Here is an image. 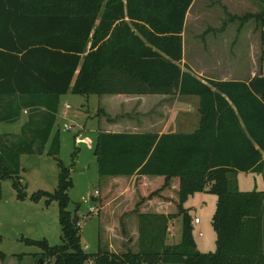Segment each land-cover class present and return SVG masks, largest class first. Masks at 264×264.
Segmentation results:
<instances>
[{
  "label": "trees",
  "instance_id": "16d2710c",
  "mask_svg": "<svg viewBox=\"0 0 264 264\" xmlns=\"http://www.w3.org/2000/svg\"><path fill=\"white\" fill-rule=\"evenodd\" d=\"M192 1L0 0V122L16 121L23 107L47 110L34 111L11 138L0 134V198L5 178L12 180L19 200L27 196L20 154H41L49 143L46 152L59 167L57 189L38 190L30 199L58 202L63 242L20 238L39 247L38 263L264 264V190H239L233 179L239 171L264 170V75L248 83L203 81L186 64L181 67L182 31ZM242 18L264 26V11ZM261 44L264 54L263 34ZM67 93L199 98V126L191 133H97L98 173L136 176L139 201L124 213L161 198L171 178L179 180L176 213H139L137 252L98 248L88 253L81 245L80 228L68 209L71 166L59 159L60 133L54 129L60 97ZM145 176L151 181L146 183ZM116 184L110 180L98 197L99 207L116 196ZM203 191L217 197L211 218L215 249L210 252L196 249L194 218L184 207ZM176 217L182 218L181 238L168 244V222ZM4 256L0 250V259Z\"/></svg>",
  "mask_w": 264,
  "mask_h": 264
},
{
  "label": "rangeland",
  "instance_id": "374dc122",
  "mask_svg": "<svg viewBox=\"0 0 264 264\" xmlns=\"http://www.w3.org/2000/svg\"><path fill=\"white\" fill-rule=\"evenodd\" d=\"M263 11L264 0H194L187 16L186 59L199 65L203 57V39L212 31H221L223 34L217 35V42L211 34L208 37L214 55L220 56L222 61L230 62L233 66L245 63L246 60H239L240 57H245L243 53H251L256 42L260 45L261 36L264 35V26L254 18L243 20L242 17L249 13L255 14ZM237 42L239 43L237 44ZM233 44H237V46L233 47ZM259 45H255L257 57L260 54ZM231 47H237L240 55L237 56L238 58L230 56L229 51L233 49ZM245 66L243 65L241 68L245 70ZM192 99L198 101L197 96H192ZM97 100L96 95L67 93L62 97L58 126L55 127V129H59L60 133L59 159L64 165L71 166L70 176L73 185L68 189V209L72 212V216L73 211L76 210L81 245L88 253L97 250L98 227L101 225L100 216L92 211L93 206L99 207V202L93 201L92 198L98 199L99 196H103L107 190L108 181L111 179L98 173L94 156L98 126L101 124L100 117H93L98 112ZM66 105H69V108H66ZM123 105L126 107L128 104L124 103ZM133 110L127 112L128 116H133ZM0 130L11 131V126L0 125ZM49 146L50 144L47 143L46 150ZM46 150L41 154H20V176L27 194L25 199L17 198L10 178L2 180L0 250L5 253V256L0 259V264L43 263L41 259L39 260L41 263L36 261L40 252L39 247L25 244L20 239L22 236L33 239L45 238L50 245L63 242L58 218V202L52 200L47 203L46 198H41L38 201L30 199L32 193L38 190L53 193L58 186L57 160L48 155ZM238 185V189L241 190L254 188L252 182L246 178L239 181V184L237 182ZM257 188L264 189L261 186ZM137 196L138 192L136 191ZM216 201L215 194L203 191L190 196L184 203V207L188 208L191 216L197 217L200 221L199 223L193 222V238L196 249L202 252H210L215 249L216 233L211 218L216 208ZM181 232L182 218L177 217L170 224L171 234H168V241L178 242ZM199 232L202 234L199 235Z\"/></svg>",
  "mask_w": 264,
  "mask_h": 264
},
{
  "label": "crops",
  "instance_id": "0c3cea01",
  "mask_svg": "<svg viewBox=\"0 0 264 264\" xmlns=\"http://www.w3.org/2000/svg\"><path fill=\"white\" fill-rule=\"evenodd\" d=\"M192 1L188 8L184 26L182 31L183 40V57L181 67L184 69L183 64H186L190 71L198 78L212 79L218 81H242L248 83L250 79L255 76L264 75V55L261 52L262 44L258 42L255 45H259L260 54L256 55L255 45L251 53H243L245 57H240L239 60L245 59L246 62L239 65H231L230 62L222 61L221 57L214 55L210 40L208 37L210 34L217 42V35L223 34L221 31H212L206 35L203 39L202 48V60L199 65H195L186 59L185 52V31L187 26V16L190 8L193 4ZM127 19V18H126ZM256 27V26H255ZM254 27V28H255ZM264 28V27H263ZM239 42H237L238 44ZM237 44H233V47ZM204 46L206 47L204 49ZM231 47V48H233ZM234 50V51H233ZM230 52V56L236 58L238 54L237 47L233 48ZM237 54V55H236ZM237 57V58H238ZM245 66V70L241 66ZM66 95V94H65ZM62 95L60 97V105L62 102ZM91 96V95H89ZM193 95H179L178 93L172 94H102L96 95L98 98V108L102 109V112L98 115L97 112L93 115L94 118H99L101 124L98 126V131L103 132H116V133H191L195 131L199 126V98L198 101L192 99ZM127 103L125 107L123 104ZM130 105V106H129ZM66 107V106H65ZM69 108V107H66ZM97 108V109H98ZM59 109L56 113L57 121L59 118ZM133 110V116H128L127 112ZM34 111L47 112L43 106H29L23 107L18 119L12 123L0 122V125L7 124L11 126V131H1L0 134L13 136L18 134ZM180 116V117H179ZM54 126V129L57 125ZM58 126V125H57ZM98 133V132H97ZM53 134V133H52ZM97 138V136H96ZM96 142V140H95ZM262 159L264 161V153H262ZM118 182L115 185L114 190L116 196L104 205L97 207L94 213L100 216V224L98 227V248L111 251V252H124L131 250L132 252L138 251V239H139V213H158V214H174L177 212V189L179 186V180L171 178L167 188L162 192L161 198H154L142 203L138 211L125 212L127 209L133 207L138 203V196L136 197V176H116L109 177ZM250 180L252 186L259 190L257 187H264V170L253 172L239 171L234 176L235 182L239 184V181L244 179ZM110 179V180H111ZM110 180L107 184V189L110 186ZM146 183L151 181L148 176L144 177ZM239 187V185H238ZM250 189V190H252ZM241 190V189H239ZM264 190V189H263ZM247 191V190H243ZM98 201V199H97ZM172 218L168 222L166 243H177L168 241V234L170 233V224L176 220ZM200 222V221H199ZM198 222V223H199ZM179 242V241H178Z\"/></svg>",
  "mask_w": 264,
  "mask_h": 264
},
{
  "label": "water",
  "instance_id": "95a60500",
  "mask_svg": "<svg viewBox=\"0 0 264 264\" xmlns=\"http://www.w3.org/2000/svg\"><path fill=\"white\" fill-rule=\"evenodd\" d=\"M93 201H97L96 198H92ZM72 223L77 224L78 223V216L76 215V210L73 211V216H72Z\"/></svg>",
  "mask_w": 264,
  "mask_h": 264
},
{
  "label": "built area",
  "instance_id": "2783aa9c",
  "mask_svg": "<svg viewBox=\"0 0 264 264\" xmlns=\"http://www.w3.org/2000/svg\"><path fill=\"white\" fill-rule=\"evenodd\" d=\"M66 107H69V105H66ZM68 129H69V127H68ZM97 210V208L95 207V206H93L92 207V211H96ZM199 222V219L197 218V217H195L194 218V223H198ZM202 233L201 232H199V235H201ZM90 264H92L91 262H90Z\"/></svg>",
  "mask_w": 264,
  "mask_h": 264
}]
</instances>
